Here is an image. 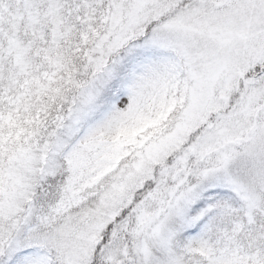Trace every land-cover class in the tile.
<instances>
[{
  "label": "snow or ice",
  "instance_id": "1",
  "mask_svg": "<svg viewBox=\"0 0 264 264\" xmlns=\"http://www.w3.org/2000/svg\"><path fill=\"white\" fill-rule=\"evenodd\" d=\"M0 264H264V0H0Z\"/></svg>",
  "mask_w": 264,
  "mask_h": 264
}]
</instances>
